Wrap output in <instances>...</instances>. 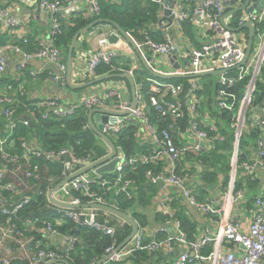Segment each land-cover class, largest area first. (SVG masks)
Segmentation results:
<instances>
[{
	"label": "built area",
	"instance_id": "obj_1",
	"mask_svg": "<svg viewBox=\"0 0 264 264\" xmlns=\"http://www.w3.org/2000/svg\"><path fill=\"white\" fill-rule=\"evenodd\" d=\"M22 1L33 8L38 17L46 16L51 25V30L47 35L33 38L30 33L23 31L21 21L12 13V5L5 7L0 4V33L4 36H16L25 46L35 45V49L30 51L15 42L0 44V79L6 77L8 73V55L17 54L22 58V63L19 65L21 72L28 70V61L37 58L46 62L49 73L55 80L64 81L67 73V62L63 60L61 51L54 40V36L62 32L61 20L72 18L80 13L91 19H96L102 11V0ZM151 1L158 4L162 10L168 8L167 0ZM186 2L190 4L188 8ZM244 2L238 0L236 4H231V0H181V3L176 2L173 8V23L177 25L180 31H182L183 22L187 19L195 20L199 25V30H203V32L201 31L203 39H206L201 47L190 48L184 56H179L181 63H183L182 60L189 59L188 70L183 69L185 65L180 69H175L172 63L168 61L167 63L171 65L173 70L181 74H195L213 70L223 71L218 74L221 86L217 100L218 106L226 110L234 109L238 100L236 93L231 89L238 82L250 76L245 95L239 105L232 169L228 184L225 186L221 177L216 191H211L203 201L198 200V197L202 195L198 186L207 164L200 158V154L210 147L212 137L209 131H215L216 125L208 112L202 113L200 111L201 98L198 91L201 84L197 81L198 78H191L192 88L185 100L190 113V127L179 145L176 142L175 132L177 122L182 116L183 102L178 98L181 86L174 83L150 79L151 106L160 118L164 120L173 119L166 127L162 128L150 122L146 114L148 104L141 91L142 83L137 85L138 105L135 108L132 107V103L124 99L120 87L111 86L106 92L81 97L77 104L66 105L59 97L31 101L28 104L27 113L24 114L28 115L29 119L23 118L24 115H17L16 109L12 106L16 100L13 94L15 93L13 92L14 88L10 84L6 86L7 90L0 94V104H4L3 107H0V115L3 114L8 122L7 134L4 137L0 136V191L8 190L12 194L8 197L0 194V262L2 264H41L46 258L54 260L67 259L68 257L62 249L60 252L52 249H33L31 242L34 237L26 236L25 231L27 229L22 230L15 221L19 219L20 211L32 201V196L36 193L46 192L50 203L53 204L52 209L58 216L56 218L58 225L63 224L64 219L68 217L77 224H87L102 230L105 234L115 235V227L99 219L98 210L100 208L65 207L53 202L49 198V191L56 185L54 184L56 178L47 179L49 182L48 189L44 191L42 165L38 162L42 157L46 160H59L63 165L60 180L62 181L97 160L108 156L111 152L109 146L107 154L99 159L76 156L70 147H62L58 151L43 150L39 146V140H35V136L22 139L21 154L10 149H14L15 146L12 136L18 123L32 127L30 122L31 120L34 121L33 111L36 108L45 109L42 116L48 118L52 114L57 117L72 114L81 105L90 109L101 107L114 112L130 111L123 115H111L110 120L104 125L103 131L109 136L117 134L124 130L130 122L139 119L142 123L141 128L144 127L147 131L144 135L141 129L139 136L154 143L155 150L151 154L141 153L137 156L127 157L123 149L117 146L121 150L123 159L117 166L116 171L119 174L114 182L105 179L103 174L98 173L93 168L70 179L53 193L54 198L59 202L70 204L100 203L109 205L103 195L92 191L91 188L94 183L100 184L106 192L116 189V192L124 191L131 197L129 188L132 181L123 180L124 166L141 162L142 164L153 165L146 171V177L149 182L161 186V191L155 202V211L168 216L164 224L153 232L139 224V229L133 238L120 249H118L120 245H110L106 249L105 256H109V260L106 262L125 264L126 258L139 250H145L149 253L170 254L179 249L178 254L165 261L164 264H264V182L259 186L253 206L250 209L244 207L249 189L236 188L239 167L243 169V174L251 176L253 180L264 174V138L262 136L257 140V151L239 164L240 140L243 130L248 125L264 128V106L250 107L256 88V80L264 63V31H259L257 42L254 41L252 52L246 63L237 67L245 56L249 30L244 28L240 31H232L226 29L221 23V17L227 10L242 5ZM263 21L264 8L260 12H249L244 9L234 14L231 23L228 21L227 23L235 28L251 23L256 29V24ZM158 26L164 32L169 30L168 24L159 22ZM113 32L116 30L113 29ZM113 32L108 30L100 32L97 36L98 47L95 51L87 59L85 54L80 56L81 59H86L84 70L79 72L85 81L100 76L96 72L98 66L102 63L111 64L120 55L115 45L109 42V36ZM138 47L143 54H148L151 57L148 62L154 70L164 74H176L160 69V66L165 63V59L169 60V55L177 50L172 35H167L165 41H157L146 33L144 40ZM136 68L134 66L123 72L134 76V69ZM230 71L236 72L229 74ZM30 73L34 76L38 75L35 71ZM170 94L173 97L172 100L167 99ZM66 155L70 156V160L64 158ZM9 164H13L14 167L10 168ZM7 176H10L12 180L5 182L4 179ZM74 191H81L89 197V200L82 201L80 196L73 194ZM179 199L180 201L185 200L187 204L192 205L205 216L201 233L195 240H190L187 237L181 221L176 217L177 208L171 202ZM238 203L240 206L237 205ZM109 206L116 207L114 205ZM236 207L238 208L237 211ZM105 211L108 214H114ZM239 211L242 217L238 215ZM248 213L251 217L247 216ZM81 215H89L90 219L82 223ZM116 216L119 218L120 225L126 222L125 219ZM33 222L27 221V225H33ZM41 230L49 234L62 235L51 222H46ZM159 231L166 232L167 236L158 238L157 233ZM64 236L67 237L69 245L74 247L77 238L72 235ZM208 245H212L213 249L209 254L204 255L202 250Z\"/></svg>",
	"mask_w": 264,
	"mask_h": 264
},
{
	"label": "trees",
	"instance_id": "obj_2",
	"mask_svg": "<svg viewBox=\"0 0 264 264\" xmlns=\"http://www.w3.org/2000/svg\"><path fill=\"white\" fill-rule=\"evenodd\" d=\"M101 14L99 17L109 18L116 21L122 28H124L132 37L141 43L146 33L157 41H165L167 38L158 23L160 21V6L151 0H102L101 1ZM98 17V18H99ZM94 19L89 18L83 13L77 14L72 18H63L61 20L62 32L54 36L55 44L61 51L62 58L67 62V54L71 41L81 28L88 25ZM92 29V28H91ZM182 32L196 47H201V34L196 30L194 22L187 19L182 24ZM247 31V29H245ZM259 31H264V21L256 24V37ZM256 39V38H255ZM33 41V39H32ZM21 44V41L16 42ZM35 43V42H34ZM2 44V43H1ZM23 46V44H21ZM30 50L35 49V45L31 44ZM76 49V48H75ZM147 51V50H146ZM76 51L74 52V54ZM134 60L123 53L115 58L111 64L102 63L96 69L97 74L104 75L110 73H120L134 67ZM236 71H230L229 74H235ZM134 77L136 82L142 83L141 91L144 94L148 108L147 116L153 124L159 128L166 127L173 119L164 120L160 118L158 113L150 104V79H159L164 82H171L177 86H181V91L178 98L183 102L182 116L177 122L176 126V142L182 143V138L190 127V113L185 100L190 93L192 84L191 78H173L162 79L153 76L144 66L134 69ZM219 75L212 74L200 77L201 88L198 95L201 98L200 111L208 112L210 118L214 119L216 130L209 131L212 140L210 147L200 154V158L207 164L202 180L198 186L199 192L202 194L198 197L199 201L205 200L206 196L211 191H216L219 179L222 177L224 185L228 184L230 172L232 169V157L234 154V140L237 125V116L239 105L243 96L245 95L246 86L249 82L250 76H247L243 81L238 82L231 90L237 95V103L232 110L221 109L218 106V92L220 89ZM119 79V78H117ZM12 85L14 88L13 93L16 97L12 105L16 109L17 115H24L28 111V104L33 100H28L27 96L18 90L17 83L12 82L9 78L3 77L0 79V91L7 90V85ZM0 92V94H1ZM7 92V91H6ZM9 94V93H8ZM11 95V94H10ZM171 94L167 99L172 100ZM36 101V100H34ZM3 103L0 107L4 106ZM264 106V63L261 71L256 80V88L253 93V99L250 107ZM90 108L81 105L75 109L74 113L68 114L63 117H57L55 114L44 118L42 115L45 109L36 108L33 111V118L35 121L34 127H28L18 123L14 134V150L19 154L22 153L21 141L23 138H30L32 136L38 137L39 146L46 151H58L62 147H70L73 153L79 157H88L92 159H99L107 154L108 147L101 137L89 126L88 114ZM249 114V112H248ZM7 118L2 114L0 115V136L4 137L7 126ZM142 123L141 120L135 119L127 125L120 133L110 135L112 141L123 149L127 157L137 156L138 154H151L155 150V144L149 140L142 139L139 132ZM264 138V128L248 125L243 130L240 140L239 150V164L244 162L252 156L258 148L257 140L260 137ZM180 139V140H179ZM247 139H251L248 142ZM42 165L43 189H48V178L55 177L54 184H57L62 178L63 165L59 160H46L44 157L38 160ZM13 168V164H9ZM153 167L152 164H142L138 162L135 165L126 164L123 170V180H131L132 185L129 188L131 197L127 192H116L113 189L109 192L98 183L92 185V191L103 195L109 205H114L118 209L129 212L134 219L144 228L150 229L153 221L161 225L168 219V216L163 215L161 212L155 211V202L158 197L161 186L153 184L148 181L146 171ZM118 172H110L103 174L105 179L112 182L118 176ZM12 178L7 176L4 181L9 182ZM260 179L253 180L251 176L243 174V169L239 167L236 178V188H248L246 199L250 207L253 206L255 195L259 189ZM120 186V184H119ZM3 196H10L12 193L8 190L0 191ZM73 194L80 196L82 201H88L89 197L85 196L81 191H74ZM177 208L176 217L181 221L183 230L190 240H195L201 233V225L199 219L189 214L188 204L185 200H174L171 202ZM53 204L50 203L46 192L40 194L36 193L32 196V201L25 205L19 213V219L15 221L19 227L25 231V235L30 237L34 236L31 247L35 250L39 248L52 249L60 252L56 247H47L43 234L39 229L43 228L46 222H51L54 227L62 235H72L77 238L74 247H69L68 250L62 249L68 255L67 260L70 264H97L98 260L106 255V249L115 244L119 246L126 237L130 234L132 226L129 222L123 225L119 224V218L114 214H108L105 210L99 209V219L109 225L115 227V235L105 234L102 230L92 227L87 224H77L73 220L66 217L64 223L58 225L56 223L55 211L52 209ZM27 221H34L33 225H27ZM167 233L159 231L158 238H164ZM152 238V237H151ZM41 241L42 243H39ZM213 249L212 245L203 248L204 255L209 254ZM61 251V252H63ZM159 260H163L164 254H158ZM152 255L145 250L136 251L130 260L136 264H146L151 262ZM0 264H2L0 262ZM105 264H110L106 262Z\"/></svg>",
	"mask_w": 264,
	"mask_h": 264
},
{
	"label": "crops",
	"instance_id": "obj_3",
	"mask_svg": "<svg viewBox=\"0 0 264 264\" xmlns=\"http://www.w3.org/2000/svg\"><path fill=\"white\" fill-rule=\"evenodd\" d=\"M178 4L181 3V0H177ZM184 3V2H183ZM254 3V2H253ZM0 4L4 5L5 7L12 5V13L14 16H16L20 21H21V27L23 31H27L30 33V35L33 38L44 36L49 34L51 30V25L48 21V18L46 16L43 17H38V14L34 11L33 8L25 4L22 0H0ZM190 5L189 3L186 2V7L188 8ZM163 24L167 25L169 20L164 18V13L163 10L160 8V21ZM194 25L196 30L201 34V31L203 32L202 29L199 30V25L197 22L194 20ZM159 27V26H158ZM113 29L116 30V28L108 23H102L94 26L92 29L84 32L82 35H80L77 45H76V53L74 54V59H73V72H72V83L76 85L84 84L87 83L90 80H86L82 78V76L79 74L80 71L84 70L85 65H86V59L90 56L92 52L95 51V49L98 47V34L100 32H103V30H108L112 31ZM166 32L167 35H172V37L175 39L176 45H177V50H178V55L184 56V54L190 49V48H198L194 46V44L185 36V34L180 31L175 23H173L171 26H169V30ZM134 41L136 42L137 45L140 43L136 41L134 37H132ZM18 38L16 36H4L3 34L0 33V44H4L7 42H18ZM206 41L204 40L201 34V46L202 44ZM22 44V43H21ZM115 45V48L119 50L120 53L125 54L128 57H132L134 60V66L141 68L143 65L140 57L134 50L133 46L125 39L121 38L120 41ZM28 50L31 46H25ZM32 51V50H30ZM82 54L86 55V59H81L80 56ZM8 61H9V67H8V73L7 77L9 80L14 83H17L19 86L17 87L18 90H21V93L25 94L27 96L28 100H41V99H48V98H53V97H59L60 98V93H72V102L71 104H77L79 102V99L81 97H84L86 95H91L94 93L98 92H106L108 89H110L111 86H116L120 87L122 89V92L124 94V99L130 103H132V91H131V85L130 81L126 78H120L117 79L111 78L107 79L104 81H100L98 83H95L93 85H90L88 87L80 88V89H74L72 88L68 81H67V73L65 74L66 79L64 81H58L55 80L49 73L48 70V65L46 64L45 61L33 58L30 61L27 62V69L24 72H21L19 70V65L22 63V58L20 55L17 54H9L8 55ZM169 60L165 59V63H163L167 69L168 72H173L176 74H181L176 70H173L171 68V65L167 63ZM184 63V60H182ZM184 70H188L189 68L187 65L183 67ZM35 71L37 72L38 75L34 76L30 72ZM126 73V72H125ZM106 75V74H104ZM185 75V74H181ZM218 75V74H216ZM102 76V75H100ZM99 77V76H98ZM135 82L136 79L133 76ZM219 78V77H218ZM92 80V79H91ZM197 81L201 83L200 77H198ZM139 83L136 82V86ZM1 92V91H0ZM3 92V91H2ZM16 93V92H15ZM61 99V98H60ZM62 101V100H61ZM63 102V101H62ZM64 103V102H63ZM66 104V103H64ZM71 104H66V105H71ZM3 107V106H2ZM205 113V112H202ZM7 126H6V132H7ZM142 132L145 135L147 131L145 128H142ZM37 136V135H36ZM35 138V137H34ZM38 138V137H37ZM38 140V139H37ZM260 184L264 182V174L263 176L260 175ZM247 201V199H246ZM240 206V203L237 204ZM188 210L187 212L196 218L199 219L200 223L202 225L204 224L205 216L201 214L197 209H195L192 205L188 204ZM238 208L236 207V211ZM241 215V212H238ZM201 225V227H202ZM161 226L160 223H157L155 221L152 222L150 225V232H153L154 230L158 229ZM41 234H43V238L45 239V245L47 247H56L58 249H66L70 247L68 239L64 235H54V234H49L46 233L44 230L39 231ZM34 237V236H33ZM39 243H42L39 241ZM179 250V249H178ZM178 250L175 252H172L170 254H164L163 260H159L158 254L154 252H150V254L153 256L151 262H147L146 264H164L165 261L172 259L175 255L178 254ZM104 262L103 264H105ZM125 264H136L132 260H130V257L126 258ZM41 264H44L42 262ZM62 264V263H59ZM98 264V262H97Z\"/></svg>",
	"mask_w": 264,
	"mask_h": 264
},
{
	"label": "water",
	"instance_id": "obj_4",
	"mask_svg": "<svg viewBox=\"0 0 264 264\" xmlns=\"http://www.w3.org/2000/svg\"><path fill=\"white\" fill-rule=\"evenodd\" d=\"M176 2H177V0H167L168 8H163L164 18L169 20L168 26H171L173 24V20H174L173 8L176 5ZM237 2H238V0H231V4H236ZM263 8H264V0H245V2L242 5L235 6L234 8L227 10L225 12V14L221 17L222 25L228 30L240 31L244 28H247L249 30V41H248V46H247V49L245 52V56H244L243 60L237 65V67L245 64L246 61L248 60V58L250 57V54H251L253 46H254L256 29H255L254 25L251 23H247L245 25H242V26L235 28V27L230 26L227 23L226 19L229 16H232V15H234V14H236V13H238L244 9H247L249 12H255V11L260 12L263 10ZM102 23L111 24L116 28V32H113L112 34H110L109 42L112 44H116L120 41L121 38H125L133 46L134 50L136 51V53L140 57L144 67L153 76H155L157 78H162V79L198 78V77H202V76H206V75L219 74L220 72H223L221 70H213V71H208V72H200V73H195V74L181 75V74H164V73H161L157 70H154L148 62L151 59V57L148 54L142 53V50L138 47V45L136 44V42L134 41L132 36L124 28H122L116 21H114L112 19L99 17V18H96L93 21H91L85 27L81 28L78 32H76V34L74 35V37L71 41V44L69 46V51L67 54V81H68L69 85L74 89H80V88L88 87V86L93 85L95 83H98L100 81H104V80L115 78V77L126 78L130 81V85H131V91H132V104L131 105L133 108H135L138 105L136 82H135L133 76L128 74V73H125V72L110 73V74L99 76L97 78H94V79L88 81L87 83L80 84V85H76V84L72 83L73 59H74V52H75V48H76L78 39H79L80 35H82L84 32H86V31L90 30L91 28H93L94 26H96L98 24H102ZM168 58H169V61L172 63V65L175 69H180L183 65L190 64L188 58L184 61V63H181L179 61L178 50H176L172 54H170ZM129 112L130 111L114 112V111H110V110H107V109H104L101 107L91 108L89 111V114H88L89 126L109 146V148L111 150L110 154L108 156L101 158V159L97 160L96 162L88 165L87 167L80 170L79 172H76L75 174H72L69 177L63 179L62 181L57 183L53 188H51L49 191V198L53 202H55L61 206L74 207V208H82V207L100 208V209H104V210H107L109 212H112V213L118 215L119 217L125 219L127 222H129L132 226V230H131L130 234L126 237V239L120 244L118 249L125 246L133 238V236L135 235V233L139 229L138 221L136 219H134V217L131 214H129L128 212L122 211L116 207L104 205V204H100V203L70 204V203L59 202L54 198L53 193L55 191L59 190L70 179H72V178H74L80 174H83V173H85V172H87L93 168H95L96 171L98 173H101V174L116 171L117 166L121 163V161L123 159L122 153L120 152L121 150H119L117 148L116 144L112 141L110 136L103 131V129H104V125L110 120L111 115H123V114H127ZM23 118L29 119V116L24 115ZM30 124L33 127L35 125L33 120H31ZM37 139H38L37 136H35V140H37ZM64 158L66 160H70L69 155H66ZM89 219H90L89 215H81L82 223H84L85 221H88ZM108 260H109V256L108 255L104 256L100 260H98V264H103L104 262H106ZM43 262H44V264H59V263L70 264L69 261L65 258H59V259H54V260H51L50 258H46V259H44Z\"/></svg>",
	"mask_w": 264,
	"mask_h": 264
},
{
	"label": "rangeland",
	"instance_id": "obj_5",
	"mask_svg": "<svg viewBox=\"0 0 264 264\" xmlns=\"http://www.w3.org/2000/svg\"><path fill=\"white\" fill-rule=\"evenodd\" d=\"M242 2L243 1H245V0H241ZM233 19H234V15H232V16H229L228 18H227V21L229 22V23H231L232 21H233ZM257 42V37H256V39H255V43ZM160 69H162V70H168L167 69V67L164 65V64H162L161 66H160ZM128 70H130V69H128ZM126 71V70H125ZM60 98H61V100L64 102V103H66V104H71V102H72V93L71 92H69V93H64V92H61L60 93ZM248 140V142H251L252 140L251 139H247ZM104 141V140H103ZM106 144V143H105ZM106 146L108 147V145L106 144ZM11 150H14L13 148H10ZM44 177L42 176V179H43ZM244 207L245 208H247V209H250L251 207L248 205V203L246 202V203H244ZM155 208H156V204H155ZM238 215H240V214H238ZM241 216V215H240ZM247 216L248 217H251L250 216V214L248 213L247 214ZM242 217V216H241Z\"/></svg>",
	"mask_w": 264,
	"mask_h": 264
}]
</instances>
